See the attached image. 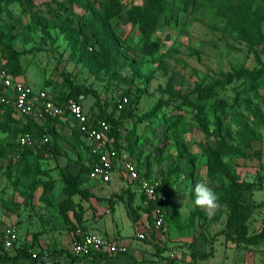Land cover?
Returning <instances> with one entry per match:
<instances>
[{
    "label": "rangeland",
    "instance_id": "rangeland-1",
    "mask_svg": "<svg viewBox=\"0 0 264 264\" xmlns=\"http://www.w3.org/2000/svg\"><path fill=\"white\" fill-rule=\"evenodd\" d=\"M115 1L121 12L107 18L100 5ZM150 1L0 0V39L21 54L18 75L35 92L58 95L65 79L95 91L117 120L119 149L138 161L143 176L168 187L165 227L137 240L146 227L145 197L137 183L124 181L110 201L125 203L133 222L124 225L131 232L125 242L136 241L126 254L74 264H264V77L252 80L264 69V0H152L150 7L163 14L148 34L158 48L147 54L137 20ZM98 28L102 40L93 34ZM223 73L236 77L201 96ZM85 107L99 112L91 94ZM24 124L9 105L0 106V228L18 227V249L59 251L72 244L76 229L87 228L93 204H104L102 196L69 199L64 191L67 169L84 179L90 143L71 119L59 118L32 128L51 143L23 147ZM215 160L254 185L242 196L250 209L242 234L226 229L230 209ZM199 181L218 194L212 215L193 203L191 188Z\"/></svg>",
    "mask_w": 264,
    "mask_h": 264
},
{
    "label": "built area",
    "instance_id": "built-area-1",
    "mask_svg": "<svg viewBox=\"0 0 264 264\" xmlns=\"http://www.w3.org/2000/svg\"><path fill=\"white\" fill-rule=\"evenodd\" d=\"M5 62V61H3ZM85 96L69 97L64 104L55 101V97L45 89L35 92L30 84L21 76L14 75L6 67L0 65V104L10 105L15 113L22 117H32L37 121L48 118L71 119L75 129L90 143V170L88 179L103 184L112 180L114 173L125 182L137 183L140 194L144 195L143 206L151 212H145V226L135 234L137 240H145L152 229L165 227L169 194L162 188L160 181L143 176L138 161L113 145L111 124L104 119L92 117L84 106ZM48 134L35 137L28 131L18 136L19 145L34 146L38 142L49 143ZM110 209H107V213ZM19 229L10 224L0 228V246L2 252L12 254L19 247ZM67 252L31 253L33 259L55 264L79 263V258L93 257L102 254L116 256L126 254L129 245L115 237H108L97 232H89L82 228L75 231L72 244ZM203 264V263H193Z\"/></svg>",
    "mask_w": 264,
    "mask_h": 264
},
{
    "label": "trees",
    "instance_id": "trees-1",
    "mask_svg": "<svg viewBox=\"0 0 264 264\" xmlns=\"http://www.w3.org/2000/svg\"><path fill=\"white\" fill-rule=\"evenodd\" d=\"M184 0H173V4H176L177 2L182 3ZM150 4L148 6H145L143 8L142 14L140 15V18H138L137 22L139 23V26L141 30L146 34V37H144V41L147 42L146 47V53L147 54H153L154 51L158 48V43L155 41H151L148 38V34L153 26V23L156 22L157 17L163 12H157L152 7V0L149 2ZM101 9L107 13V18H112L114 16H118L121 12V4L118 1H115L113 3H103L100 5ZM93 34L96 36L97 40H102L101 34L102 29H95L93 31ZM87 41L90 39L88 36H86ZM0 47H3L5 54L4 57H0V65L6 67L11 73L14 75H18L19 71V58L21 54L17 52L11 43L9 41H4L0 39ZM5 61V62H3ZM223 79L220 80L217 84H210L206 88H204L201 91V96H211L215 94L216 85L225 87L228 83H230L235 77V74L232 73H223L222 74ZM264 77V69L258 70L253 73V79L252 80H261ZM67 88L61 91L60 94L54 95L55 101L60 102L64 104L66 100L69 97H75L77 98L80 95H93L96 98V104L99 106V112L95 115H91L92 117L96 119H104L110 124L111 126V136L113 137V145L117 148H119V144L117 142L118 137V123L117 120L114 119V116L112 113H108L106 109L103 108V106H100V99L98 98V95L95 91H92L88 88H86L83 85H77L74 84L72 81H69V79H65ZM5 104H0V106H3ZM10 106V105H9ZM11 107V106H10ZM12 108V107H11ZM13 109V108H12ZM28 122L23 125L20 129H18L19 133H24L31 131L34 125L37 124V122L32 117H28ZM51 119H47V122ZM77 131V130H76ZM78 134L82 135L80 132L77 131ZM40 134H46L44 131H42ZM51 143V142H49ZM48 144V143H46ZM44 144V145H46ZM58 149V148H57ZM58 151H61L58 149ZM215 171L216 174L219 176V178H224V182H219L221 184L219 187L223 190L224 189V195L225 200L228 201V206L230 209V214L227 221V231H233L237 234H242L243 229L245 227L246 221L248 219V216L250 214L249 206L243 201L242 196L244 190H248L253 188L252 183H245L239 181L238 178L234 176L232 171L226 167H224L222 164H220L218 161L215 160ZM90 170V166H87V170L85 171L84 179L80 175H76L72 173L69 169L66 170L64 174V180H65V187L64 191L69 196V199L73 195H80L84 199H88L91 196H93L87 188H85L86 180L88 179V173ZM162 188L166 189L168 192V187L166 184V180L162 183ZM152 206L146 209L149 213L151 212ZM145 211V212H146ZM67 221H70L68 218H66ZM83 229V228H82ZM77 230V229H76ZM85 230V229H84ZM1 247V246H0ZM60 252H67L66 249L59 250ZM122 254L116 255L120 256ZM195 256V254H193ZM109 255H94L93 257H83L79 258V262L87 261L88 259L93 258H102V257H108ZM204 256H207L206 254ZM32 258V255L29 251L26 249H18V253L14 256H11V254L2 252L0 254V259H6L8 261H19L21 259H29Z\"/></svg>",
    "mask_w": 264,
    "mask_h": 264
},
{
    "label": "crops",
    "instance_id": "crops-1",
    "mask_svg": "<svg viewBox=\"0 0 264 264\" xmlns=\"http://www.w3.org/2000/svg\"><path fill=\"white\" fill-rule=\"evenodd\" d=\"M84 106H85V100H84ZM19 117L22 116L19 115ZM50 119L54 120L53 118ZM23 120L25 123H27L26 118L23 117ZM35 121L38 122L37 120ZM87 181L88 182L85 183L84 187L87 188L93 196L95 195L102 196L104 198V204H100L101 203L100 201L95 202L93 204L94 207L96 208L94 209L95 215L94 214L88 215L91 212L89 211L86 212L85 219L92 216L94 217L92 220L87 222V228L85 230L89 232H97L108 237H115L117 240L126 244L125 242L126 236L128 237V235H130L131 232L130 234L127 235V233L125 234L123 228L125 227L124 225L130 227V224H132L133 222L126 211L125 203H123V201H119V202L110 201L111 199L115 200L117 198L115 193L119 192L122 189L123 187L122 185L125 184L124 181L118 176V173H114L111 182L106 184H103L100 181H93L90 179H87ZM91 201H96V200L93 199ZM107 209H110L109 213H107ZM124 221H126L127 223L125 224ZM19 238L21 241L20 232H19ZM133 241L136 240L130 239V243L127 245L130 246L133 243ZM67 248L68 247L61 249H67Z\"/></svg>",
    "mask_w": 264,
    "mask_h": 264
},
{
    "label": "clouds",
    "instance_id": "clouds-1",
    "mask_svg": "<svg viewBox=\"0 0 264 264\" xmlns=\"http://www.w3.org/2000/svg\"><path fill=\"white\" fill-rule=\"evenodd\" d=\"M193 203L212 215L218 204V194L208 183L204 181L196 182L192 188Z\"/></svg>",
    "mask_w": 264,
    "mask_h": 264
}]
</instances>
